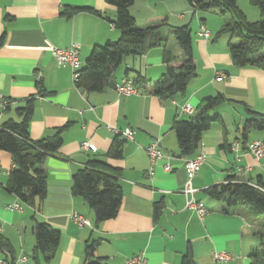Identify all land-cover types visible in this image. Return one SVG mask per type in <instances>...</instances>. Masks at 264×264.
Returning a JSON list of instances; mask_svg holds the SVG:
<instances>
[{
	"label": "crops",
	"instance_id": "crops-1",
	"mask_svg": "<svg viewBox=\"0 0 264 264\" xmlns=\"http://www.w3.org/2000/svg\"><path fill=\"white\" fill-rule=\"evenodd\" d=\"M238 1L243 9V0ZM177 2L181 3V9L187 8L185 0H135L130 9L140 26L164 20L181 23L176 26L187 24L186 14L179 12ZM66 6L92 8L98 13L84 9L67 17L63 14ZM116 13L117 7L107 0H0V38L4 36L0 45V93L12 101L10 109L1 113L0 125L9 118L21 119L16 108L33 96L31 138L52 136L68 124L62 131L60 149L45 157L47 197L38 208L29 204L28 209L8 208L11 203L23 204V201L5 188L15 163L8 151L0 149V231L13 245L12 254L0 248V259L6 264L8 259L14 260V264H36L32 253L37 220L61 231L55 256L43 264H84L85 246L91 241L97 242L96 255L105 257L107 264H124L127 257L140 252L146 255L144 264H181L188 247L196 264H217L213 259L215 250H227L233 255L224 264L239 259L251 262L250 252L260 244L259 232L264 225L255 226L250 208L228 207L226 199H215L206 189L225 183L230 175L241 181L264 183V158L258 159L245 150L239 160L231 149V144L241 137L240 127L248 117L241 101L264 113V70L233 63L229 39L216 35L228 20L227 16L208 10L200 13L198 25L204 24L211 31V37L207 40L198 32L194 37L197 75L189 82L184 95L162 98L152 92V83L166 70L164 51L169 49L177 57L182 56L178 43L171 44L170 35L142 56H127L114 72V84L102 91L83 90L76 86L72 68L60 65L52 49L80 43L84 66L95 44L120 37L114 23ZM137 71L150 82L139 85L138 95H119L116 83L134 79ZM219 73L225 74L224 78L218 79ZM38 81L52 93L41 96ZM219 92L230 100L213 109L211 115L222 116L226 133L222 125L213 123L193 154L206 152V162L193 178L197 197L208 210L200 218L186 208V196L182 192L188 178L184 167L186 157L179 154L173 123L175 119L192 115L181 110L182 104L192 105L195 114L203 98ZM127 127L135 133L133 140L126 141L123 158L108 159L110 164L121 168V206L114 218L96 226L93 209L72 191V176L89 160H107L106 153L116 132ZM155 139L159 140L165 155H170L171 171L164 169V159L151 167L146 146ZM255 139L264 140V131L252 130L248 141ZM85 140H91L97 148L82 150L80 144ZM225 141L228 145L223 146ZM238 166L244 171H238ZM161 199L163 207L156 219L155 203ZM73 211L89 218L92 226H79L70 217ZM23 256L27 257L26 261L22 260Z\"/></svg>",
	"mask_w": 264,
	"mask_h": 264
},
{
	"label": "trees",
	"instance_id": "trees-1",
	"mask_svg": "<svg viewBox=\"0 0 264 264\" xmlns=\"http://www.w3.org/2000/svg\"><path fill=\"white\" fill-rule=\"evenodd\" d=\"M107 1L117 7L114 23L121 34L116 40L93 46L86 64L80 70L79 78L75 81L77 87L89 92L102 91L108 85L114 84L112 80L114 72L123 64L127 56H142L166 40L164 30L167 29L168 23L165 20L148 26L137 24L130 9L135 0ZM188 2L194 11L215 10L221 14L230 13L231 19L224 22L216 35L229 34L232 39H238V42H229L232 61L235 65L239 67L250 65L264 70V0H251L261 14L260 19L256 21L248 20L238 0H188ZM84 9L98 13L92 8L66 6L63 14L72 17ZM173 33L181 48L182 56L177 57L169 49L164 51L166 70L152 83V92L162 98H170L176 94L184 95L189 82L197 75L190 24L173 26ZM3 38L4 36L0 38V45L3 43ZM179 59L181 61L177 65ZM128 71L129 68L126 72ZM134 81L138 85L150 82L140 71H137ZM37 86L41 96L52 93L45 89L41 81H38ZM226 100L230 99L221 92L205 97L198 104L195 114L187 119H175L173 129L177 136L181 157L193 156L198 151L204 132L213 122L222 125L226 133L222 116L211 115V111ZM34 101L33 96L26 101L25 105L16 108L21 119L9 118L0 125V149L8 151L15 163L5 188L16 193L26 204L38 208L47 197L48 174L44 168L45 157L57 153L60 149L63 144L62 131L68 124L61 126L52 136L31 138L29 125L35 108ZM241 103L248 117L240 127L241 137H237V140L245 145L252 130L264 131V113L254 110L244 101ZM10 107L11 104L3 112ZM126 141L127 139L121 134H116L107 150V160H89L72 176V191L82 196L93 209L96 226L114 218L119 212L123 198L121 168L110 164L108 159L123 158ZM222 145L226 146L228 143L225 141ZM206 192L215 199H226L228 207L245 206L251 209L254 217L264 216V183L261 180L241 181L235 175H230L225 183L210 186ZM162 207L161 199L155 203L156 219ZM34 234L36 241L32 257L36 264L50 261L57 252L61 231L52 228L47 222L36 220ZM259 234L261 241L258 247L250 252V264H264V229ZM0 248L12 254L13 245L1 231ZM96 249L97 242L86 243L84 264H107L105 257L96 255ZM14 262L11 260V264ZM181 264H196L190 247L183 255Z\"/></svg>",
	"mask_w": 264,
	"mask_h": 264
},
{
	"label": "built area",
	"instance_id": "built-area-1",
	"mask_svg": "<svg viewBox=\"0 0 264 264\" xmlns=\"http://www.w3.org/2000/svg\"><path fill=\"white\" fill-rule=\"evenodd\" d=\"M198 33L200 36L209 40L211 37V31L202 24L199 27ZM52 55L56 58L60 65H68L73 70V79L76 81L80 76V70L83 66L80 52V43L72 42L68 47H54L52 49ZM41 73H38L37 76L40 78ZM225 74L219 73L218 79L224 78ZM117 93L121 96H131L138 95L141 93L140 87L135 83L134 79H126L124 81L118 82L115 85ZM176 103V101H174ZM11 104V100L6 98L0 93V115ZM181 110L186 113L193 114L194 107L189 103H184L181 106ZM121 134L127 140L134 139V129L127 127L124 130H119L116 132ZM80 147L84 151L95 150L97 146L91 140L82 141ZM232 151L236 152L237 158L240 160L241 152L247 151L252 153L258 159L264 158V140L255 139L248 141L245 145L238 140H235L231 144ZM146 151L151 161V167L154 168L156 163L160 159H164V169L166 171L172 170V165L169 162L170 155H165L164 151L161 148L160 142L158 139L153 140L148 146H146ZM206 162V152L200 151L194 156L186 157L184 159V167L186 169L188 178L185 185L182 188V192L186 196V208L195 212L200 218H203L208 210L203 200L197 197L198 189L193 185V178L202 168ZM237 170L242 172L244 169L240 166L237 167ZM8 208L11 210H22L23 205L20 201H16L8 205ZM70 217L81 227L83 226H92V222L82 213L78 211H73L70 214ZM233 258V255L227 250H215L213 252V259L221 264L229 262ZM23 261L27 260L26 256L22 257ZM146 255L144 252L136 253L130 257H127L124 264H144L146 262ZM0 264H6V261L0 259Z\"/></svg>",
	"mask_w": 264,
	"mask_h": 264
},
{
	"label": "rangeland",
	"instance_id": "rangeland-1",
	"mask_svg": "<svg viewBox=\"0 0 264 264\" xmlns=\"http://www.w3.org/2000/svg\"><path fill=\"white\" fill-rule=\"evenodd\" d=\"M185 1L187 3V8L186 9H181L180 8V6H181L180 2H177L176 6H178V8H180V9H178V10H180L179 11L180 13L183 12L184 14H186V19H185L186 22L185 23L190 24V27L192 29V37H193V40H194V37H196V34L198 35V33H197L198 32V28H199L198 23H199V20H200L199 19V15H200V13H206V11H204V10L194 11L193 7L190 5L188 0H185ZM238 3H239V5H241V3L239 1H238ZM242 5H243V9L242 8L241 9L245 12V14L247 15V18H248L249 21H256V20L260 19V17H261L260 10H259V8L256 5H254L251 2V0H243L242 1ZM226 16H227L228 20L231 19L230 13H226ZM169 23H168L167 29L164 30V37H165V39H167L168 35H170L171 36L170 37L171 38V40H170L171 44L172 43H176L177 44V41H176L174 33H173V26H176L177 24H181V23H174L173 21H170ZM223 37H227L226 39H229V41L238 42L237 38H233V40H232V37L229 34H225V35H223ZM157 78L158 77H156V79ZM213 123H215V122H213ZM215 124H217V122ZM22 205L26 209H28V207H26V205H28V204L23 202ZM253 220H254V223L256 224L255 225L256 227L257 226H260L261 228L263 227V225H264V216H261L259 218L253 217ZM263 229H264V227H263ZM28 236H29V234H28ZM25 251L27 253H30V251L27 248H26ZM29 257H30V262H33V260H32L30 255H29ZM249 262H244L242 259H239L236 262H231L229 264H249ZM8 263L11 264V260L8 259Z\"/></svg>",
	"mask_w": 264,
	"mask_h": 264
}]
</instances>
